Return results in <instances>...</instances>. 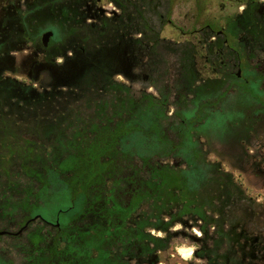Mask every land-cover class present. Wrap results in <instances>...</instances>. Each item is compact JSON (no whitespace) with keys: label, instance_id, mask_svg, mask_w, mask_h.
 Segmentation results:
<instances>
[{"label":"trees","instance_id":"16d2710c","mask_svg":"<svg viewBox=\"0 0 264 264\" xmlns=\"http://www.w3.org/2000/svg\"><path fill=\"white\" fill-rule=\"evenodd\" d=\"M104 2L120 13L108 15ZM164 2L0 0V54L34 48V78L61 57L79 65L67 89L0 79V225L43 224L26 236L24 264H157L172 229L190 223L210 248L224 247L199 264H247L252 234L230 211L239 206L260 220L262 205L209 158L206 143L218 156L224 146L234 155L264 127V116L246 112H264V72L236 71L264 51V4L245 0L222 35L203 26L204 75L197 46L161 36ZM122 65L136 66L159 94L115 79Z\"/></svg>","mask_w":264,"mask_h":264},{"label":"rangeland","instance_id":"374dc122","mask_svg":"<svg viewBox=\"0 0 264 264\" xmlns=\"http://www.w3.org/2000/svg\"><path fill=\"white\" fill-rule=\"evenodd\" d=\"M259 1L264 4V0ZM244 2L245 0H165L166 15L163 28L161 29V36L173 42L191 43L197 46L200 51L196 60L197 68L204 75H208L211 73V68L206 62L205 51L201 47L202 41L206 40L207 36L199 33V31L206 24L212 25L214 30H225L228 20L243 11L241 8L244 9ZM108 4L111 3L104 2L102 6L108 15L120 13L118 7L115 6V9H118L117 11L108 8ZM232 40L234 39L230 35V41L233 44ZM33 52L34 48L30 46L21 50L6 48L2 51L0 54V79L17 81L37 91L67 89L71 86L68 78L76 75L79 71V65L76 62L73 61V64L70 62L71 60L64 57L58 58L56 61L57 67L44 69L34 78L32 74L34 72L32 66ZM166 54L168 53L166 52ZM254 69L264 72V51L259 53L256 60H245L243 58L236 71L240 73L239 75L245 74V71H247L246 77L251 78L250 72ZM139 71L136 66L122 65L115 71L114 78L125 82L135 90L146 89L158 95L159 93L155 87L146 84L148 80L140 77ZM76 82L75 80L72 85H75ZM246 112L248 116H264V112L260 107L256 110L248 109ZM14 116L19 120L17 114ZM1 118L2 113H0V133H2ZM14 123V129H17L22 124L20 121ZM257 135L258 138L251 145L245 146V144H239L237 147H234L237 150V153H234V155H230L231 149L227 150L226 146H221L224 142L217 141V149L221 151L222 147L226 149L223 152L225 153L223 157L218 156L215 150H213L215 148H211L206 143L209 158L221 161L223 168L234 175L235 179L242 184L246 193L262 205V207L258 208L260 220L255 218L251 220V217L245 215L239 206L230 211V219L234 221L244 220L243 227L245 226L246 230L252 234L250 236L253 239L247 248L248 252L242 253L247 264H264V127ZM247 148L251 156L243 154V149ZM3 154L2 136L0 135V196H2V178H5V170L2 167ZM54 224H56L55 219ZM41 225L43 226L38 219L34 220L22 232H19L22 229L21 227L2 228V225H0V231L4 230L8 232L7 234L0 235V264H2V256H7L9 264H24L22 251L24 250L23 244L26 242V236L30 230ZM177 225H180V227L177 228ZM177 225L172 229L174 233L170 246L158 252L157 264L206 263L210 259H215L216 254L221 252L220 249L224 248L223 246L220 249L214 246L210 248L211 240L206 239L203 235L197 236L193 229H196L200 233L202 232L198 226H192V223L189 226ZM152 233L165 236L163 232L152 231ZM193 245L196 248L192 259L184 260L181 252Z\"/></svg>","mask_w":264,"mask_h":264},{"label":"clouds","instance_id":"9594fccd","mask_svg":"<svg viewBox=\"0 0 264 264\" xmlns=\"http://www.w3.org/2000/svg\"><path fill=\"white\" fill-rule=\"evenodd\" d=\"M107 7H108V8H112V9L118 11V9H115V5H113V4H108ZM241 10H243V8H241ZM176 227L179 228L180 225H177ZM193 231L195 232V234H196L197 236H201V235H202V233H200V232L197 231L196 229H193ZM195 248H196V246L193 245V246L187 248L186 250H183V251L181 252L182 258H183L184 260H186V261L192 259V257H193V253H194V251H195Z\"/></svg>","mask_w":264,"mask_h":264},{"label":"water","instance_id":"95a60500","mask_svg":"<svg viewBox=\"0 0 264 264\" xmlns=\"http://www.w3.org/2000/svg\"><path fill=\"white\" fill-rule=\"evenodd\" d=\"M53 36V31H46L43 33L42 35V41L44 43L45 46H47L50 42V39L51 37ZM240 74V73H239ZM37 217H34L32 219H30L29 221L26 222V224L22 227V229L19 231V232H22L28 225L31 221L35 220ZM8 232L7 231H0V235H4V234H7Z\"/></svg>","mask_w":264,"mask_h":264},{"label":"flooded vegetation","instance_id":"af4514ba","mask_svg":"<svg viewBox=\"0 0 264 264\" xmlns=\"http://www.w3.org/2000/svg\"><path fill=\"white\" fill-rule=\"evenodd\" d=\"M197 32H198V31H197ZM222 32H223V31H221V30H215V31L213 32V34L222 35ZM199 33H200V31H199Z\"/></svg>","mask_w":264,"mask_h":264}]
</instances>
